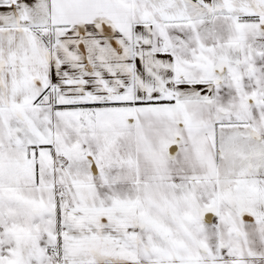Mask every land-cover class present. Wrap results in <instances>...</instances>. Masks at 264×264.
Listing matches in <instances>:
<instances>
[{
    "label": "snow or ice",
    "instance_id": "obj_1",
    "mask_svg": "<svg viewBox=\"0 0 264 264\" xmlns=\"http://www.w3.org/2000/svg\"><path fill=\"white\" fill-rule=\"evenodd\" d=\"M0 264H264V0H0Z\"/></svg>",
    "mask_w": 264,
    "mask_h": 264
}]
</instances>
